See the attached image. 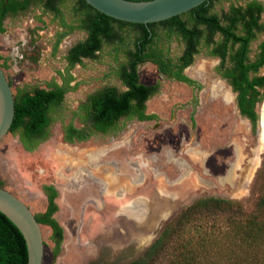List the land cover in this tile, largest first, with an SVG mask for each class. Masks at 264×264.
<instances>
[{
    "label": "rangeland",
    "instance_id": "obj_1",
    "mask_svg": "<svg viewBox=\"0 0 264 264\" xmlns=\"http://www.w3.org/2000/svg\"><path fill=\"white\" fill-rule=\"evenodd\" d=\"M231 2L244 4L245 0H216L212 12L220 14ZM74 8V0L61 6L66 20L77 23ZM60 24L38 3L5 23L6 31L0 34V64L14 95L18 90L46 88L48 82L59 80L57 73L66 65L64 53L86 37L75 29L52 52L62 31ZM158 31H162L161 26ZM124 32L126 37L133 36L132 28ZM263 38L252 43V56ZM131 40L127 38L126 43ZM22 41L27 42V50L20 61L16 60V50ZM162 42L167 44L170 57L179 53L181 40L176 35L169 39L163 36ZM111 49L106 46L97 60L86 59L72 70L77 87L52 115L50 136L35 150L25 151L18 133H9L0 141L2 188L35 215L47 209L43 186L57 188L56 219L65 238L55 257L52 231L41 225L43 264H126L142 256L197 198L234 200L251 212L262 193L264 128L259 125L253 134L248 122L238 115L234 101H227L225 95L232 94L231 89L219 80V60L208 56L206 49L186 70V75L201 85L196 109L178 108L171 116L174 104L193 102V94L183 84L165 82L147 103V112L155 114L154 120H123L118 132L97 134L80 145L65 143L62 128L71 121L78 103L103 86L121 88L114 75L116 57ZM139 71L143 80L154 79L151 66H141ZM260 74H264V67ZM257 111L262 120L264 101ZM74 123L82 126L78 120ZM240 164L242 169L238 170ZM233 166L236 175L231 179L228 168Z\"/></svg>",
    "mask_w": 264,
    "mask_h": 264
},
{
    "label": "trees",
    "instance_id": "obj_2",
    "mask_svg": "<svg viewBox=\"0 0 264 264\" xmlns=\"http://www.w3.org/2000/svg\"><path fill=\"white\" fill-rule=\"evenodd\" d=\"M5 1L0 0V9L6 5ZM35 1L38 2L8 0V7L0 18V32L6 31L2 19L8 11L16 15L19 10H27ZM39 1L44 2L46 11L61 16V6L67 0ZM215 1L210 0L181 15L146 26L114 19L97 11L85 0H74V15L78 18L76 21L81 22L75 28L84 29L82 17L85 15L89 37L71 50L69 69L81 62L83 56L97 59L95 52L100 49L103 38L107 43L115 39L126 43L127 37L116 32V29L122 31L141 27L148 31L147 28L160 24L185 43L184 55L180 60L186 62L181 70L191 65L194 56L202 49H206L208 56L220 59L216 72L237 94L240 113L251 121L255 131L259 120L256 107L264 101V74H260L264 67V38L253 56L251 46L260 36L264 37V4L260 0H245L244 4L231 2L227 9L218 14L212 12ZM142 45L145 47V42ZM161 63H165L163 59ZM119 76L129 84V91L119 94L114 88H106L86 99V105L81 109L86 116L80 115L82 119L86 118V123H91L90 129L86 130V139L97 132H109L122 116H138L142 120L153 117L144 114L145 102L153 92L139 84L137 69L124 66V72ZM179 78L191 82L186 76L180 75ZM72 80L73 77L69 75L64 85L51 81L47 83V88L16 91L11 133H18L29 151L49 138L52 115L62 105L65 93L75 89L70 86ZM65 131L66 139H72L76 132L81 139L84 138L83 132L76 131L72 125L66 127ZM260 175L262 193L253 211H245L234 200L201 197L184 207L142 256L126 264H155L160 260L164 264H264V157ZM45 191L49 196L47 209L35 216L40 224L50 227L51 239L55 244L54 256L57 257L65 238L64 229L55 217L58 193L53 187H45ZM0 264H28V249L22 233L1 212Z\"/></svg>",
    "mask_w": 264,
    "mask_h": 264
},
{
    "label": "flooded vegetation",
    "instance_id": "obj_3",
    "mask_svg": "<svg viewBox=\"0 0 264 264\" xmlns=\"http://www.w3.org/2000/svg\"><path fill=\"white\" fill-rule=\"evenodd\" d=\"M5 2H6V5L3 6V8L0 9V18L3 15L4 9H6L8 7V5H7L8 0H6ZM35 3H38L40 8L45 9L44 8V2H40L38 0V2L35 1L34 3H31L27 10H19L16 15H12L11 12L8 11L6 13V15H4V18L2 19V26L5 28V23L7 22L8 19L14 18L15 16H17L19 14H23V13L27 12L32 7V5L35 4ZM61 12H62V10H61ZM52 14L57 19L60 20V23H61L60 25H61V29H62V31L58 34V37H57V39L55 41V44L53 46L52 52L57 51V49H58V47L60 45V42L64 39V36L70 35L71 33L74 32L75 29L83 31L85 33V35H86L84 40L72 44L66 50V52L64 53V60L66 62L65 68L63 70H60L57 73L59 80L54 79L52 81H55L59 85H64L65 79L68 78L69 75H71L73 77L72 70L77 65H82L83 61L86 60V59H88V60H97L100 57V55H102V53H103L104 49L106 48V46H112V49H111L112 55H114L116 57V59H115V62H116L115 63V67L113 68L114 75H115V78L118 80V83H119L121 88H118L117 86L106 85V86H103V87L91 92L89 95L96 94L98 91L104 90L106 88H114V89H116L118 91L119 94H122V93H125V92L129 91V89H130L129 84L126 83L125 79H123L122 77L119 76V75H121L124 72V66H128L130 68L131 67H135L137 69V75H138V78H139V84H142V85L146 86L147 88H149L151 90V92H153L152 95H150L149 98L145 102V111H144L145 115L153 116L151 119L142 120L138 116H134V117L122 116V117H120L118 119V121L115 123V125L111 128V130L109 132H106V133L97 132V133L91 135L90 137H88L86 139V130L90 129L91 123H86V118H83V119L81 118L82 115L86 116V113L84 111H81V109L86 105V99L88 98V96H89L88 95L85 98L84 101H82L81 103L77 104L76 108L71 113V121L68 124L64 125L63 128H62L63 129V140H64L65 143H67L69 145H80V144H83V143L89 141L92 137H94L97 134L106 135V134H108L110 132H118L123 127V124L121 123V121H123V120H131V121L136 120L138 122H149V121L154 120L156 118L155 114L147 112V103L149 102V100L152 97H154L155 95L158 94V92L160 91L161 85L163 83H165V82L183 84V85L187 86L188 88H190L191 91H192V94H193V102L184 103L182 105L181 104H174V106L172 108V111H171V116H173V114L174 115L177 114L178 108H182V109L189 108V107H192L194 109L197 108V104L199 103L198 94H199V92L201 90V85L196 80H194L193 78H191V77L186 75V70L188 68H190L193 63L191 65H188V66L184 67L181 70V67L185 64L186 61L185 60H180V58L184 55L183 53H184V50H185V43L180 38L179 39L181 40V46L179 47L180 48L179 53L174 55V56H172V57H170L169 52H168V46H167V44H164V42H162V37L165 36L166 38L169 39V38L175 36V33L173 34L165 26H162V25L158 24V25L154 26L153 28H147L148 31H145L141 27H132V34L131 35H133V36L132 37L131 36L127 37V38H132V40H131L132 42L128 43V44L127 43H120L119 39H115L114 42L107 43L106 39L103 38L102 42L100 43V49H98L95 52L96 55L98 56L97 59H90V58H87V57L83 56L81 58V62L76 63L73 67H71L69 69L70 63H69V60H68V56L70 55L71 50L76 45H78L79 43L85 42L86 39L89 37V32L86 29V26L88 25V19H87V17L85 15L82 17L83 25H85V27H84V29H79V28H75V26L80 25L81 22H79V21H77V23L68 22L65 17H63V18L61 17L62 15L64 16L63 12H62L61 16H58L55 13H52ZM64 22H65V24H64ZM159 26L162 27V31L161 32L158 31V27ZM5 30H6V28H5ZM124 31H125V29L122 30V31L116 29V32H118L120 34L122 33V34L125 35ZM146 32L148 33V35L146 34ZM2 33H5V32H0V34H2ZM146 35H147V37H146ZM168 36H170V37H168ZM144 42L146 44L145 47H143V45H142ZM137 43L139 44V51H138V44ZM26 47H27V42L26 41H22L21 47L16 50L17 51L16 60H20V61L24 60V57H25L24 54H25V52L27 50ZM197 55L198 54H196L195 56H197ZM195 56H194V59H195ZM144 57H149V58L144 59ZM162 59L164 60L165 63H161ZM217 59L219 60V64H220V59L219 58H217ZM144 65H149V66L152 67V72L154 74V79L153 80H148V78H146V81H145V80L142 79L140 71H139V68L141 66H144ZM0 66H1V64H0ZM180 75L188 77L191 80V82L184 81L183 79H180L179 78ZM219 80L222 81L223 83H225V85L228 86L231 89L232 94L225 95L227 101L228 102H233L234 101L238 115L240 116L241 119L246 120L248 122V125L251 126V132L253 134H255L257 132V130H258L259 125H260V121H261L260 120V116H259V120H258L257 129L254 131L251 121L247 117L241 115V113H240V110H239L238 104H237V94L233 92L232 88L230 87V85L227 83V81L225 79L220 77ZM74 82H75V80L73 78V80L70 83V86L75 87V89H76L77 83L73 84ZM46 88H47V84H46ZM75 89H73V90H75ZM73 90H70V91L66 92L65 93V97H66L67 94H69ZM232 95H233V97H235L234 100L232 98ZM65 97H64V101H65ZM64 101H63V103H64ZM63 103H62V105H63ZM62 105L55 111V113L59 112V110L61 109ZM257 106H258V104H257ZM256 111H257V107H256ZM76 112L78 113L77 116H75ZM257 113H258V111H257ZM77 120L82 125L80 128L77 127L75 125V123H74V121H77ZM69 125H72L76 131H82L84 138L81 139V135L76 132L75 135H73L72 139H66V131H65V129ZM260 127H261V125H260ZM10 133H11V131H10ZM19 139H20V135H19ZM160 140L164 141L165 140L164 136H161ZM20 142H21V140H20ZM42 142H40V143H42ZM21 144H22V146H23L25 151L31 152L28 149H26V147L24 146V144L22 142H21ZM39 144H38V146H39ZM240 169H242L241 164H240V168H238V170H240ZM228 170H230V171H229L227 177L231 178V179L234 178L235 175H236L235 171H234V166H233L232 169L229 167ZM45 187H53L56 191H57V188L54 185H52V184L43 186V188H42L43 192H44V194L47 197V202L49 203V196H48V193L45 191ZM57 193H58V191H57ZM58 196H59V194H58ZM58 196L55 199L56 204H57ZM201 197H204V196H201ZM201 197H199V198H201ZM199 198H197V199H199ZM47 206H48V204H47ZM58 210H59V206H58ZM132 211L133 210L130 209V212H132ZM57 212H56V214H57ZM56 214H55V217H56ZM131 216L136 218V216L134 214H132Z\"/></svg>",
    "mask_w": 264,
    "mask_h": 264
},
{
    "label": "water",
    "instance_id": "obj_4",
    "mask_svg": "<svg viewBox=\"0 0 264 264\" xmlns=\"http://www.w3.org/2000/svg\"><path fill=\"white\" fill-rule=\"evenodd\" d=\"M97 11L114 19L148 26L162 22L210 0H85ZM15 118L12 86L0 66V141L11 131ZM260 133H258L259 137ZM0 212L22 233L28 264H43L45 244L41 225L32 210L14 194L0 187Z\"/></svg>",
    "mask_w": 264,
    "mask_h": 264
},
{
    "label": "bare ground",
    "instance_id": "obj_5",
    "mask_svg": "<svg viewBox=\"0 0 264 264\" xmlns=\"http://www.w3.org/2000/svg\"><path fill=\"white\" fill-rule=\"evenodd\" d=\"M261 128H264V118L260 121Z\"/></svg>",
    "mask_w": 264,
    "mask_h": 264
}]
</instances>
